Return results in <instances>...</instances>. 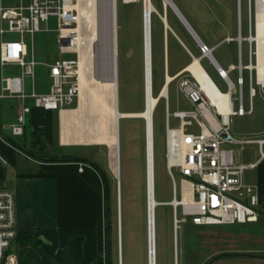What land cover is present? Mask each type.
<instances>
[{"label":"rangeland","instance_id":"obj_1","mask_svg":"<svg viewBox=\"0 0 264 264\" xmlns=\"http://www.w3.org/2000/svg\"><path fill=\"white\" fill-rule=\"evenodd\" d=\"M21 0H0L9 6L20 4ZM27 1V0H24ZM86 2V1H85ZM160 14H166L170 26L176 28L181 24L178 15L171 9L165 8V0H152ZM183 11L188 20L199 33L200 37L210 47H215L213 56L217 62L228 70L229 65L238 64L237 42L217 43L227 35L237 36V0H173ZM117 32H118V86L119 109L121 112H142L145 109V74H144V27L143 0L125 3L117 2ZM83 6L94 7L91 1ZM95 8V7H94ZM243 35L248 34V0H242ZM82 20V33L89 34L88 23ZM183 25V24H181ZM6 28V26H4ZM165 28L157 14H153L152 34V75L153 95L157 96L164 83L163 37ZM18 38L16 34H6L4 39ZM170 42L167 53L168 74L174 75L191 62L187 51L177 44L173 33L169 31ZM30 50L38 62L35 67V84L38 90L48 88L51 84L49 65L62 58L73 57L69 53L60 52L57 23L51 17L42 30L33 37L26 35ZM186 46L196 56L200 51L192 38L184 36ZM247 43H244L245 62L247 57ZM91 50V49H90ZM89 50V51H90ZM201 66L213 82L226 92L228 87L219 77L216 69L207 58L201 60ZM95 64V63H94ZM101 70L97 66H90L88 82L90 89L99 86L98 75ZM6 76L20 75L19 66L7 65L3 70ZM230 78L236 82L237 71L229 72ZM246 77V75H245ZM31 85L32 80L26 79ZM177 82L169 86L170 112L190 109L186 98L178 91ZM245 107L249 106L248 87H245ZM158 98V97H157ZM79 99L70 107L78 106ZM6 102L2 101V106ZM254 113L247 116H236L232 121V134L237 139H264V100L260 94L252 99ZM90 113L89 123L95 124L98 112ZM154 153H155V191L156 199L161 205L157 206V264H264V210L262 206L261 218L258 223L235 225L196 227L191 223H183L177 227L175 235V215L173 202V183L166 168V118L164 100L162 99L154 110ZM57 113V112H56ZM2 114V137L13 146H20L21 138L12 136L10 130L4 127V111ZM120 158L118 161L121 176L120 189L115 169L112 168V150L109 151L111 168L105 171L109 184V196L106 205L109 208L110 227V264H148V220H147V142L146 121L142 118L120 119ZM171 127L178 128L180 121L174 117L170 120ZM11 139V140H10ZM236 161L249 164L258 161L264 154V144L248 143L243 148L232 145ZM24 148V147H23ZM101 148L95 147H61L56 139L48 147L47 154L62 157L64 155L88 157L97 156ZM46 154V153H45ZM178 189L181 175L174 170ZM247 184L256 187L259 196L264 199V159L253 169L244 172ZM178 196L179 190H178ZM179 212V209H178ZM263 218V219H262ZM107 221L105 220V261L107 260ZM237 236L242 249L236 246L233 238ZM122 250V251H121ZM259 256V257H257Z\"/></svg>","mask_w":264,"mask_h":264},{"label":"built area","instance_id":"obj_2","mask_svg":"<svg viewBox=\"0 0 264 264\" xmlns=\"http://www.w3.org/2000/svg\"><path fill=\"white\" fill-rule=\"evenodd\" d=\"M76 2L27 0L15 6L0 3V68L15 65L22 70L20 75H5L0 79V99L10 98L19 102L16 122L10 126L13 136L24 135L27 115L31 114L32 108L62 111L71 107L79 97V54L76 51L79 13L75 8ZM241 6L242 0H237V36H228L216 45L237 42L238 64L229 65L225 70L213 56L215 47L196 38L200 56L196 57L186 48L191 62L174 75L166 72L164 84L155 96L158 103L164 100L166 168L173 183L174 199L171 205L174 207L175 224L179 227L183 223L199 227L245 225L260 220V196L256 187L245 182L244 172L256 168L264 159V154L254 163L240 164L231 146L243 148L248 143L264 144V139H237L232 134L233 118L252 115V99L257 94L264 100V0H248L247 36L243 35ZM51 17L56 19L60 52L73 57L59 59L48 66L50 89L46 93H38L34 85L38 62L25 36L33 37L40 32ZM259 19L261 34L257 30ZM6 34H16L18 38L5 40ZM244 43L248 47L246 62ZM203 58L211 62L226 83V92L220 90L206 71V75L200 79L189 69ZM231 70L237 71L236 82L229 76ZM26 79L32 80L30 92L25 88ZM173 82H177V89L190 104V109L170 112L169 86ZM246 86L248 108L245 107ZM153 91L151 84V96H154ZM148 93L145 86V106ZM29 101L32 105L28 104ZM172 117L180 121L178 128L171 127ZM152 123L154 125V117ZM1 162L6 161L0 153ZM174 170H178L182 176L179 189ZM185 188L190 191L188 199L184 197ZM17 235L15 194L0 188V264H19L13 250Z\"/></svg>","mask_w":264,"mask_h":264},{"label":"crops","instance_id":"obj_3","mask_svg":"<svg viewBox=\"0 0 264 264\" xmlns=\"http://www.w3.org/2000/svg\"><path fill=\"white\" fill-rule=\"evenodd\" d=\"M23 1L21 0L20 3ZM175 5L191 27L185 25L178 15L183 25L176 24V28L170 26L177 44L185 50L188 48L184 42L186 34L194 42L197 38L205 43L183 11L176 3ZM171 41L173 40L169 38V31L165 30L164 76L168 72L167 53ZM152 52L153 49L151 67ZM3 70L4 68H0V79L5 76ZM34 85L38 93L48 92L51 86L50 84L48 88L38 90L35 83ZM31 87L32 82L29 85L25 81L28 92L31 91ZM2 101L6 102L4 106ZM18 104L16 99H0V153L6 161L0 163V188L11 190L16 197L18 235L13 250L18 263L106 264L104 246L106 198L105 184L100 172L105 173L109 167L111 168L109 151L105 148L109 146L98 143L63 142L61 115L63 110L68 111L70 107L62 111L32 108L31 114L27 115L24 135L17 136L21 138V147L13 146L2 137L1 111L3 110L5 115L4 127L10 130V126L17 119ZM28 104L32 105L30 101ZM56 139L61 147L83 146L101 148V150L93 157L69 155L59 157L47 154L49 145L51 146ZM117 179L120 189L121 176ZM260 204L264 210V199L261 197ZM238 226L241 225L234 227ZM233 240L236 244L234 249H242L237 236Z\"/></svg>","mask_w":264,"mask_h":264},{"label":"bare ground","instance_id":"obj_4","mask_svg":"<svg viewBox=\"0 0 264 264\" xmlns=\"http://www.w3.org/2000/svg\"><path fill=\"white\" fill-rule=\"evenodd\" d=\"M88 0H77L75 8L79 13V23L76 29L77 44L76 51L79 54L78 79H79V102L74 109L63 110L61 117L62 141L72 143H98L107 144L112 150V168L115 169L117 177H120L118 161L120 158V144L118 146V127L117 113L119 122L121 118H142L148 124V142L149 151L147 157V178L150 191V214H151V247L148 264H157V216L156 209L159 203L156 199L155 191V153H154V127L153 116L154 110L158 103V98L151 96L150 85L152 84V67L146 71L151 75L148 82L147 106L142 112H121L119 109V86H118V32H117V8L118 0H89L94 7L83 6ZM125 3L137 0H123ZM173 2V1H172ZM143 27H146V43L149 54L152 51V34H153V14H157L163 25L166 24V14H160L154 6L152 0H143ZM164 6H170L168 0H165ZM175 10V9H174ZM150 12V14H149ZM177 15V11H174ZM180 16V15H179ZM178 16V17H179ZM180 18V17H179ZM85 19L89 24V34L84 36L82 33V20ZM86 23V24H87ZM166 30V29H165ZM258 33H262L260 19L257 27ZM150 44V48H149ZM91 49V50H90ZM90 50V51H89ZM145 55V46H144ZM146 62V60H145ZM95 63V64H94ZM151 63V61H150ZM97 66L101 71L98 75L99 86L95 90L89 88L88 74L90 66ZM189 69L198 77L206 75L205 70L200 63L196 61ZM146 85V86H147ZM98 112V118L95 124L89 123L90 113ZM120 128V126H119ZM120 132V131H119ZM147 141V133H146ZM148 161V160H147ZM147 186V194H148ZM153 191V194H152ZM190 191L184 189V197L188 199ZM148 204V203H147ZM148 210V209H147ZM148 213V211H147ZM148 219V214H147ZM175 226V235L177 234ZM149 247V246H148Z\"/></svg>","mask_w":264,"mask_h":264},{"label":"water","instance_id":"obj_5","mask_svg":"<svg viewBox=\"0 0 264 264\" xmlns=\"http://www.w3.org/2000/svg\"><path fill=\"white\" fill-rule=\"evenodd\" d=\"M173 0H168V4L170 5V7H171V9L173 10V11H177V13H179V15H180V19H181V21L185 24V25H187L189 28H191L190 27V25L187 23V21L185 20V18L183 17V15L181 14V12L179 11V9L177 8V6L175 5V3L174 2H172ZM168 6H165V8H167ZM175 9V10H174ZM149 14H150V12H149ZM166 16V15H165ZM166 18V24H165V29H166V31H171L172 33H173V30L171 29V27H170V25H169V23H168V21H167V17H165ZM192 30V29H191ZM144 46H145V60H146V71H147V69L149 68V70L151 69V63H150V61H151V52H150V49H149V54H148V51H147V43H146V27H145V29H144ZM149 48H150V44H149ZM149 78H150V83H151V75H150V73H149V75H148V73L146 72V76H145V81H146V83H145V85H147L148 84V82H149ZM147 87V89H148V85L146 86ZM150 87H151V85H150ZM116 113H117V119H116V121H117V127H118V146H119V117H118V110H117V108H116ZM146 133H147V151H149V140H148V138H149V136H148V124H147V128H146ZM119 149V148H118ZM147 163L149 162V159H148V157H147ZM147 184H148V182H147ZM148 186V185H147ZM152 194H153V191H152ZM147 211H148V245H149V254H150V247H151V214H150V191H149V186H148V194H147ZM257 257H259V256H257ZM216 259H218V257L217 258H215V259H213L211 262H209L208 264H211L212 262H214Z\"/></svg>","mask_w":264,"mask_h":264},{"label":"trees","instance_id":"obj_6","mask_svg":"<svg viewBox=\"0 0 264 264\" xmlns=\"http://www.w3.org/2000/svg\"><path fill=\"white\" fill-rule=\"evenodd\" d=\"M122 111V110H121ZM102 177H103V180H104V184H105V200H107V197L109 196V184H108V179L106 177V174L103 173L102 171L100 172ZM109 214V208H108V205H105V216H107L106 214ZM106 218V221H107V231H106V234H107V246H106V253H107V260H106V264H110V227L111 225L109 224V217H105Z\"/></svg>","mask_w":264,"mask_h":264}]
</instances>
